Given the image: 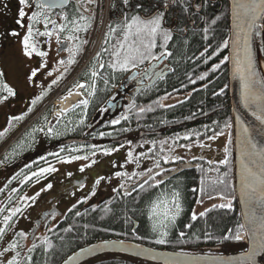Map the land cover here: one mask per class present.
Returning <instances> with one entry per match:
<instances>
[{"label": "flooded vegetation", "instance_id": "1", "mask_svg": "<svg viewBox=\"0 0 264 264\" xmlns=\"http://www.w3.org/2000/svg\"><path fill=\"white\" fill-rule=\"evenodd\" d=\"M7 0H0V72L4 73L3 77H0V81L3 83L6 82V64L7 60L9 57L12 56L14 53L13 50L17 49V41L19 40L18 38H14L10 35H8L9 32L12 30L19 31L21 33L22 30H20V26L16 24V14H13L11 23L9 25L10 29L8 31L6 30V19H7V14L3 12L2 9H5V2ZM121 1V3L119 2ZM36 0H31L32 7L29 10L30 12L36 11L34 5H35ZM77 0H69V3L65 6L64 8V14L65 11L70 8L74 9L73 5H75ZM141 0H131V5L132 7L129 8H124L122 5V0H96L95 5L93 6V14H92V19H91V26L88 29L87 32H80L77 33L76 35H79L80 40H87L89 41L91 37L95 35V29L96 25L98 23V17L100 16L102 19L107 15V18L110 20V25L112 23H120L122 22L123 18L125 16L134 14L135 11H138L136 14H140L142 16H149L155 11L159 10H164L163 9V0H155L154 4L152 5L155 7V10H148L145 6L142 7L139 5ZM118 3V4H116ZM227 3V9H228V2L227 0H188L187 4H173L171 5L168 10L165 13V20L163 22L164 28H166L168 31L172 33V38H176L177 36L180 37H185L187 36L188 33L190 32H198L199 28L203 24V20L209 15V12L207 9L211 8L213 9L214 7H217V12L214 16H219L220 12L223 9V6ZM16 5V2H14ZM199 4L201 5L200 10L197 12L195 7H191L189 9V5H196ZM108 5V10L107 14H105V7L107 8ZM188 8V11L185 12L183 9ZM115 9H117V14L114 16H111L110 14L111 11L115 12ZM223 11V10H222ZM60 9H55L53 10L52 15L53 19H56L58 23H63V21H60L59 15L57 13H60ZM185 13L186 16V21L187 24L184 23L185 16H183ZM31 15V14H30ZM99 15V16H98ZM108 20V21H109ZM116 24V25H117ZM112 26V25H111ZM41 31V30H40ZM69 33L65 32L61 34V42L57 43L55 39V35L51 38L53 41V46L52 48H48V44L50 43L51 39H47L44 37H39L38 35L36 36L37 39H42L43 42H45V49L44 51H47L49 55L47 56L48 60L50 62L46 63V66L41 68L37 72V83L38 85L35 86L34 88H29L33 86V80L29 82L27 78H24L25 81L27 82V88H29L27 91L28 97L25 98V100H22L20 98H16L15 102V108H14V115H9L8 110L6 107L3 108L2 103H0V132H4L5 134L0 137V209H4V211L0 212V218L2 219L3 213L6 211V198L7 194H12L13 192H19L20 189L24 186L27 188L23 190V193L21 196H25V193L29 191V194L31 196L36 195L35 190L40 187L39 185H47L49 183L53 184L54 177L56 175V172H58V166L61 161L54 162V160H49L47 158H43V155L41 158H39L37 148L40 146V144H46V141L49 139H53L55 137L56 132H59V129L61 128L62 125L64 126H71L75 124L76 122H80L81 120L79 119V113L82 110V107H84L81 103L82 100L85 99H90L92 96L88 95V91L91 90L90 86L88 83L92 79V76L90 75L91 70H90V62L86 65L84 69L88 71L86 74L84 73V70L80 73L82 75V78L79 79L76 83L70 84L67 88L64 90H61L60 96L63 95L65 98L66 95L69 93H66V90L71 86L76 84H84L86 87L84 89H80V93L82 94L81 99L79 102H75L73 105H71L69 113L63 112L62 116L67 117L68 121L64 120V122H67V124H62L60 121H54L53 113L52 110L47 108V101H49V93L51 90H53L54 84L53 80L57 78H61L60 75H65L70 67L69 64H60V60H64L65 62L68 61V58H70V53L67 51V48H64V45L68 43V47H73L74 50L76 49V46H82L80 45V40H74V41H67L64 39ZM22 35V34H21ZM103 40V39H102ZM98 40L94 43V46H91V42H88L85 44V48H88L87 50V57H88V51L89 48L94 49L93 53V58L96 57V53L100 52L101 49L105 46L102 45V41L98 44ZM162 44V37L157 38V48L154 49V52L157 54L158 50L161 49L160 45ZM91 46V47H90ZM37 47H40L37 45ZM168 48V46H166ZM114 47H111L110 50L112 51ZM21 50V47H19ZM76 52V51H75ZM203 52V51H202ZM201 52V53H202ZM78 53V50H77ZM205 53V52H203ZM35 55V54H34ZM76 55V53H75ZM15 56V53H14ZM86 57V58H87ZM16 58L18 60H22V52L20 51L19 55H16ZM102 60V56L100 57ZM88 60V58H87ZM102 62V61H99ZM43 63V62H42ZM41 63V64H42ZM150 63L148 61H145L143 64L139 65L138 67L132 68L129 72L126 73L125 77L123 80L120 82V84L116 87H114L110 97L108 100H115L118 101L115 112H119L123 110L124 108L128 107L130 108V105H135V98L138 95L146 94L150 90V87L152 84H154L156 81L160 80L161 78H157L154 82L151 83L152 78L154 77L155 73L159 71L163 65L165 68L163 69L164 72H167L164 77L166 78L168 74L172 72V67L169 65V60L166 59L163 64H160V66L155 69V72L151 74V79L148 78H140V75L145 72L147 69L148 65ZM79 65V64H78ZM78 65H76L78 67ZM100 69L99 67H97ZM138 71L140 72V75L129 80H127V76L131 74L132 71ZM97 71V70H96ZM15 75L18 74L17 70L14 71ZM51 72L52 75L49 76L48 73ZM78 70H76L73 75L70 77V75L67 77L65 80L71 81L74 79V76ZM79 74V75H80ZM27 77L30 75V73L26 74ZM78 77V76H77ZM77 77L75 79H77ZM74 79V80H75ZM96 79V81H95ZM94 79V85L95 89L96 86L98 85L99 80H101L100 75H98ZM161 79V80H162ZM68 81V82H69ZM13 90L17 92V86H20V88L24 87V84L22 83V78L18 77L15 79ZM6 84V83H5ZM9 84V83H8ZM89 86V87H88ZM88 88H90L88 90ZM6 93L0 92V96L5 95ZM189 94V93H187ZM17 95V93H16ZM84 96V97H83ZM39 97V99H37ZM180 96H177L179 99ZM61 98L58 100L59 103L58 106L61 109L62 105L60 106L61 101L63 102L65 99ZM36 99L37 102L35 105H32V100ZM173 99V98H172ZM89 101V100H88ZM172 100L168 103L170 105ZM4 103V102H3ZM121 104V107L119 108L118 105ZM79 105V106H78ZM32 108V111L29 112L28 109ZM85 108V107H84ZM105 113L107 114L108 109L111 110V108L106 105ZM132 107V109H134ZM138 111L140 112V108H137ZM125 110V109H124ZM114 112V113H115ZM83 113V112H81ZM60 114V113H59ZM117 114V116H118ZM13 116H23L24 119L21 121H13L11 126H9V118ZM52 118V119H51ZM33 128H43V135L40 138L37 133L39 131L35 132L33 134V137H28L27 134L31 132ZM52 128L53 132L51 134H46L47 129ZM138 137H148L150 140L146 142H139L134 140V138L131 137H124L123 139H119L120 142L117 143L118 146L116 148H113L111 150H108L110 152L109 155H104V152H101L99 154H96L95 157L99 158L102 157L99 161H102L104 158H109L110 162H108V166L103 168L101 170V174L98 175V177H107L106 183L110 185V187H103L101 190H99V194L95 196L93 204L90 205L87 202L84 204L86 206H91L95 208H100L101 212L104 211L105 209H108L109 207L112 206H118L122 204L123 202L127 200H135L139 201L143 197H145V191H140L139 190V183L143 181V176L141 175L142 173L147 172L149 168L153 169V174L157 169L155 168L156 161H160V169H158L161 173L162 176H158L157 180L163 179L164 183L159 187V188H153L149 189L152 190V195L151 197L153 200H155L156 196L159 195L162 192L168 191L169 193L171 190L175 189L178 190L175 184V179L181 177L185 172L192 171L194 172L195 176L197 179L204 180L205 181V188L207 190H211V182L216 180L218 175L224 173L227 171L229 173L228 176V182L230 185L233 187V158L231 155H233V144H229L228 140L232 136L230 133L224 131V135L217 136L214 140H210L208 138H204L201 140L197 141H191L189 143H178L176 146H172L171 148L174 150H171L170 152H167V146L166 144L163 145V151H161V142L162 141H153L151 140L152 133H149L145 130H141L138 132ZM11 142L9 143L8 141ZM30 139V144H22L25 147L21 149L20 145L21 141H24L25 143L28 142ZM68 142L79 140V139H69L67 138ZM7 143H9L7 145ZM203 143L206 146L201 148L199 147V144ZM186 144L190 145V150L188 148L180 147V145ZM136 145L135 149L134 146ZM228 148V156L227 159L229 160V164L227 167L220 165V161L225 159V148ZM26 149H31L35 150L34 155L30 158H27L26 154L28 153H23V150ZM135 152H134V150ZM33 150V151H34ZM50 149L47 151L49 152ZM123 150V154L122 151ZM32 151V152H33ZM131 151L133 153V159L131 162H129L128 159V152ZM126 157L127 161H123L121 164L119 163V158L121 157ZM165 156L169 157V162L165 163V160L163 159ZM179 156L182 157L183 159L181 160H174L172 158ZM136 157H139V165H137L136 162ZM193 157H196V159H193ZM71 160V159H70ZM98 161V162H99ZM186 161H189L190 163H186ZM211 162V163H210ZM113 163V164H112ZM53 166L57 169L56 172L51 173V174H45V176L41 177L39 181L40 183L37 184L36 179L33 178L31 181L24 183L23 179L25 175H30L31 171H39L40 168L42 167H48V166ZM115 165V166H114ZM121 167L120 172H125L128 174V176H131L133 172L137 173L136 176H133L131 179H128V177H117L115 175L116 169H119ZM219 168V172L216 171V168ZM172 169H177L176 171H171ZM169 172H173V175H168L169 179L167 178V174ZM12 177H16V179H12ZM82 177V176H81ZM88 176H84L82 179L85 180L84 178L89 180L87 178ZM11 180V183H8V181ZM105 182V181H104ZM36 184V185H35ZM123 184L125 188L132 189L133 186L136 187V191H132L131 195H125L123 189L120 188V185ZM147 187V186H146ZM222 186H217V189ZM196 188V187H195ZM194 187H190L189 191L192 193L191 196V204L190 208L188 210H183L176 222V224H179V228H173L172 231H175V237L173 239L172 246L170 249L165 248L162 246V248L158 249L155 248L153 245L148 244L147 242H141L140 240L142 239H151L152 241H155L158 237L157 234L152 232L151 229V221L148 220V215L146 219L148 229L150 230V233L147 234H139L138 232V226L139 222L136 221L134 223V226L132 227L130 233L132 237L130 240H134V242H139L142 244H146L149 246L154 247L157 250L161 251H167V252H174V253H180V254H185V255H190V256H200V255H210V256H219V255H234V254H240L246 251L247 246H246V236H245V231L241 230V234L243 236L239 241L235 239H227L225 240V236H230L231 234L234 233V231L237 229L238 224L240 223V216H239V208L236 202L235 193L231 198V203H232V209H220V208H215L212 211H209L206 213L205 216L201 217L199 216V213L205 212L207 209H211L213 205H219L220 203H223L224 201L220 200L219 196L216 195L215 192L212 193V195L215 197L214 199H208V197L201 196V193L199 190L196 192H193ZM95 189V187H94ZM180 191V190H179ZM181 192V191H180ZM234 192V188H233ZM30 196V197H31ZM20 198V197H19ZM203 199V204H197L196 201L198 199ZM88 201V200H87ZM90 202L92 201L89 200ZM181 204L182 208H185L187 205L182 193H181ZM78 205L74 206L71 208V211L76 208ZM197 206V209H196ZM43 207V208H42ZM40 207L42 210L37 212V217H35L34 220H37L39 217H41L42 213L45 212H50L52 209H56L58 212H60L55 206V204L51 201L45 204L44 206ZM45 209V210H44ZM47 209V210H46ZM197 210V216L199 225L202 224L205 220L213 217L214 215H224V216H234V226L229 228L223 235L217 236L214 235V232H209L205 231V233L201 236V238H204L203 240L205 241V247H200L197 245L194 241L195 239L192 240H187L186 238L192 237L195 231L197 230L198 225H196V221L191 220V216L194 212V210ZM57 211L53 215H48L45 220H42V224H45L44 229L48 230H53L56 228V226L60 225L62 221L65 220L66 216L71 212L67 211L65 214L62 213V215H58ZM150 211V210H149ZM148 211V213H149ZM42 212V213H41ZM2 213V215H1ZM147 213V214H148ZM186 215V221L184 219V216ZM236 219V220H235ZM180 222H183L180 224ZM191 224L192 227H186V225ZM171 231V232H172ZM184 232L185 236L181 239L179 234L180 232ZM170 232V233H171ZM167 237V240L169 242L172 237L170 236ZM146 235V236H145ZM139 237V238H137ZM185 239V240H184ZM166 244V243H165ZM146 262H144L145 264ZM148 263V262H147ZM150 264V263H148ZM155 264V263H151ZM264 264V261H263Z\"/></svg>", "mask_w": 264, "mask_h": 264}, {"label": "trees", "instance_id": "2", "mask_svg": "<svg viewBox=\"0 0 264 264\" xmlns=\"http://www.w3.org/2000/svg\"><path fill=\"white\" fill-rule=\"evenodd\" d=\"M155 0H141L142 7H146L148 10H155ZM121 3V1H119ZM118 4V3H116ZM191 9V7H189ZM209 15L203 20V24L199 28L198 32H190L185 37L177 36L171 38L167 43V50L172 53V56L168 58L169 65L172 67V72L164 79L156 81L150 87V90L146 94L138 95L135 98V108L126 107L121 110L118 116H111L106 114L107 109L104 104L110 97L114 87L120 84L125 77L126 72L112 73L110 69L106 67L107 63L111 60L110 48L114 47L118 40L122 37L120 35H114L107 45L104 44V38L108 31L110 20L108 21L103 33L102 45L108 47L109 53L102 54V60L100 63L105 64L104 69L96 68L101 80L95 89V94L88 99L89 104L86 108L82 107L79 113V119L84 123L76 122L71 126L62 125L59 132H56L53 139L46 141V144H40L37 148L39 158H47L54 160V162L61 161V159H71L74 156H87L88 161L94 158L96 154L105 152V150H111L118 146L119 139L124 137H131L139 142H146L150 139L148 137H138V132L145 130L152 133L151 140L153 141H167V152H170L169 146H176L178 143H189L191 141H197L204 138H208L213 135L214 131H219L223 128L225 122L230 123V109H229V97L227 92V66L226 63L221 65V70L215 73L211 72L213 64L221 63L224 57L227 55L226 49L217 48V44L222 40L228 39V9L227 3L223 6V11L220 12V20L216 25H212L214 31L210 32L209 39L205 41L203 39V29L210 24L217 12V7L213 9H207ZM74 9L68 8L65 14H71ZM111 11V16L117 14ZM138 13L135 11L134 14ZM51 15V14H50ZM52 16V15H51ZM185 16V13L184 15ZM187 24L186 16L183 20ZM207 21V24L205 23ZM117 23H112V26H117ZM36 29L44 30L43 23L35 25ZM51 28V26H50ZM21 34H25L26 29L21 28ZM164 43L162 39V44ZM85 44L79 47L78 53L75 52V63L70 64V67L65 74L64 79L71 74L72 70L78 64L80 58L83 56L85 50ZM207 47V51H204ZM161 48L158 50L163 51ZM215 50V51H214ZM205 52L204 56H201V52ZM219 54L216 55L215 53ZM205 58L208 59L207 63H204ZM69 59V58H68ZM96 63V57L92 59L90 68ZM93 70V69H92ZM85 71L83 74H86ZM204 73H208L204 80H200L199 77ZM91 75V74H90ZM187 77V79H185ZM82 78V75H78L74 83ZM61 78H59L60 80ZM62 79V80H64ZM93 79V78H92ZM107 79L108 83L105 84L104 80ZM57 81L54 87L62 82ZM96 81V79H95ZM192 81H195L193 83ZM89 85L94 84V79L90 80ZM226 86V87H225ZM89 87V86H88ZM91 88V86H90ZM88 88V90L90 89ZM221 88L224 89L222 95H217ZM74 89V85L70 87ZM69 93V88L66 90ZM189 93V94H187ZM170 94V95H169ZM179 99L174 96H181ZM167 96V99H162ZM174 97V98H173ZM173 98V99H172ZM171 102L169 107L168 103ZM159 102V103H158ZM163 104L164 107H161ZM137 108H143L145 111L139 112ZM151 108V111L147 109ZM127 116L128 118L122 119ZM119 120V124H114L113 121ZM68 121V119H66ZM63 124H67L64 122ZM229 128H225L224 131ZM43 131L37 133L39 137H42ZM191 134L189 140H184L183 136ZM179 137V139H178ZM31 138V137H30ZM69 139H79L80 142L71 141ZM23 144H30V139L27 143L23 141ZM21 145V149L25 147ZM48 149L49 152L47 151ZM64 149V151H61ZM34 150V149H33ZM31 149L23 150L27 158L32 157L35 153ZM33 151V152H32ZM60 153V158L50 153ZM95 152V155L92 153ZM196 176L194 172H185L181 177L175 179V184L178 190L181 191L182 196L187 205L191 204L192 193L189 191L191 186H196ZM27 187L24 186L19 192H13L7 194L6 198V213L9 214L15 207H23V203L19 201L23 190ZM233 191V187L231 185ZM18 197V198H17ZM149 199V197H143ZM107 210V211H106ZM80 215H76V213ZM126 213H132L135 215V219L139 222L138 232L143 235L145 230L148 229V225L145 219L144 208L139 201L127 200L118 206H112L101 212L100 208L86 206L84 203H80L74 208L65 218L60 225L56 226L53 230H48L46 233V240L48 243H44L35 238L36 249L29 252V247L26 246L23 241L17 239L12 243H18L17 249L13 250L14 256L19 252L20 255L17 259L21 260L22 264H26V257L31 255L33 257L32 264H61V262L74 251L82 248L83 246L93 244L94 242L105 239H128L132 235L130 233L133 222L126 219ZM21 213H18L15 217H18ZM2 215V213H1ZM13 218L10 223L12 224L16 219ZM186 215L183 221H186ZM234 216L214 215L213 217L205 220L202 224L198 225L197 230L192 237L186 238L187 240L198 239L205 233V231L214 232V235H223L229 228L234 226ZM104 220V221H103ZM236 220V219H235ZM183 222H180L182 224ZM10 227V226H9ZM8 227V228H9ZM178 227L176 224L174 228ZM176 231V229H175ZM175 231L170 233L172 239L166 244H159L161 247L170 249L173 239L175 237ZM149 234V233H148ZM147 234V235H148ZM146 236V235H145ZM138 238V237H137ZM185 240V239H184ZM141 242L153 245L151 239H142ZM51 247H48V245ZM3 258L0 257V264H5ZM7 264V263H6ZM85 264H144V261H138L128 256L119 255H104L93 258ZM145 264H148L147 262ZM151 264V263H150Z\"/></svg>", "mask_w": 264, "mask_h": 264}, {"label": "snow or ice", "instance_id": "3", "mask_svg": "<svg viewBox=\"0 0 264 264\" xmlns=\"http://www.w3.org/2000/svg\"><path fill=\"white\" fill-rule=\"evenodd\" d=\"M96 0H77L76 4L73 5L74 11L71 14H64V8L69 3V0H36L35 9L36 11L31 12V15H28L25 11L26 8H31L32 4L30 0H19L20 9L18 12V19L16 24L20 28H26L25 34L21 35L19 31L12 30L8 35L18 38L19 42L22 44V54L31 59L33 54L40 58H45L49 55L47 51H41L37 47V42L34 39L37 35L39 37H44L51 39L55 35L57 43L61 42V34L68 32L69 34L64 37L67 41L80 40L79 35H76L80 32H87L91 26V19L93 14V6L95 5ZM187 4L188 0H163V9L157 10L149 16H142L140 14H131L125 16L122 22L118 23L117 26L109 25L108 31L104 38V44L107 45L114 35H120L122 38L117 41L114 45L113 50L110 52L111 60L107 63L106 67L112 71L116 72H126L131 68L138 67L143 64L145 61L151 63L152 61L163 62V60L168 59L172 56V53L167 50V43L172 38V33L168 31L163 26L165 20V13L168 8L173 4ZM122 5L124 8L132 7L131 0H122ZM189 7H195L197 12L200 10L201 5H189ZM55 9H60L61 12L57 13L59 15L60 21L63 23H58L56 19H53L50 13ZM185 12L188 11V8L183 9ZM232 18H233V31L232 35L227 40H222L217 44V48L227 49L231 46L232 53L230 57H224L221 63L213 64L211 67V72L215 73L221 70V65L227 63L228 61L232 64V78L238 79L241 85V100L245 108H250L255 116L256 120L259 121L261 125H264V75L257 72V65L254 61L251 48V40L254 33L258 34L260 31H264V0H233L232 4ZM27 18L28 23L25 25L24 20ZM220 20V17L217 16L211 21L210 24H207L203 29V39L207 41L209 39L210 32L214 31L212 25H216L217 21ZM43 23V31L35 28V25ZM51 26V28H50ZM162 37L164 43L160 45L163 48V51H160L159 54L154 52V49L157 48V38ZM88 43L87 40H80V45ZM79 50V46H76L74 50L73 47H67V51L70 53V58L67 62L60 60V64H73L75 63V51ZM207 51V47L205 48ZM215 51V50H214ZM103 53H109L108 47H103L100 52L96 53V63L92 65L91 76L95 79L99 73L96 71V68L100 69L105 68L104 63H100V57ZM216 55L219 53L216 52ZM204 56L202 52L200 54ZM208 59L205 58L204 63H207ZM46 66V62L40 65L41 68ZM156 65H152L154 69ZM151 70H145V76L148 79H151ZM158 78H163L165 72L162 70L155 73ZM37 75V69H32L30 75L27 77L29 82L33 80ZM49 76L52 75L51 72L48 73ZM208 73H204L199 77L200 80H204L207 77ZM4 73L0 72V77H3ZM195 83V81H192ZM56 83V81H53ZM104 83L107 84L108 80L105 79ZM75 87L84 89L86 85L76 84ZM226 87V86H225ZM0 92L6 93V95L0 96V103H3L9 99V97H15L16 92L13 88L9 87L7 84L0 81ZM224 89L221 88L220 92L217 95H222ZM72 94V89H69V95ZM95 94V85L91 86V90L88 91L89 96ZM170 95V94H169ZM165 96L162 99H167ZM39 99V97L37 98ZM37 102L36 99L32 100V105H35ZM82 105L86 108L89 104L87 99L81 101ZM159 103V102H158ZM79 106V105H78ZM135 105H130V108ZM161 107H164L163 104H160ZM169 107H172L169 105ZM151 111V108L147 109ZM29 112L32 111V108L28 109ZM141 112L145 109L141 108ZM59 117V114H58ZM127 116L122 117V119H127ZM23 116H13L9 118V126H11L13 121L23 120ZM84 121L81 120L80 124H83ZM114 124H119V120L113 121ZM237 123L241 124L240 128V144H241V161H240V199L242 202L248 206V211L244 214L246 223H239L237 229L230 236H225L224 239H235L239 241L241 239V230H247L250 241L251 248L246 253V255L241 259L238 264H256V257L264 256V148L259 147L254 143L249 136V128L244 126L243 123L237 118ZM231 124L225 122L223 128L220 130L214 131L213 135L209 137L210 140H214L217 136L224 135V129L230 128ZM37 131H44L43 128H33L31 132L27 134L28 137H33V134ZM53 132L52 128L47 129L46 134H51ZM5 133L0 132V137ZM191 134H186L183 136L184 140H189ZM179 139V137H178ZM167 141L161 142V151H163V145ZM228 143L231 144L232 140L229 138ZM23 141L20 142L21 146ZM206 145L203 143L199 144V147L203 148ZM180 147L188 148L190 150V145L182 144ZM170 150H174L169 146ZM64 151V149H61ZM225 159L221 160L219 163L225 167L228 166L229 160L228 148L224 149ZM96 153L93 152L92 155ZM110 152L105 150L104 155H109ZM50 155H55L60 158V153H50ZM129 162L133 159V153L128 152ZM71 159L74 160H87V156H74ZM137 165H139V157H136ZM165 163L169 162V157L165 156L163 158ZM174 160H181L182 157L176 156L172 158ZM196 159V157H193ZM62 163H70V159H61ZM96 161H92V164ZM186 163H190L186 161ZM211 163V162H210ZM115 166V165H114ZM85 167H91V165H85ZM85 167H81L79 170L81 172L85 171ZM157 171L153 174V169L149 168L147 172L142 173L144 177L143 181L139 183V190L146 191L148 189L159 188L163 183V179L157 180L158 176H162V173L158 170L160 169V161L157 160L155 164ZM177 169H172L171 171H176ZM57 169L53 166L42 167L39 171H31L30 175H25L23 182L27 183L33 178L36 179L38 183L40 178L45 176V174H51L56 172ZM216 171L219 172V168H216ZM69 175H71L69 173ZM117 177H128L131 179L133 176H136L137 173L133 172L131 176H128L125 172L117 171L115 173ZM229 173L225 171L224 173L218 175L217 179L211 182V190H207L204 185L205 181L201 180V187L199 192L201 196H207L208 199H214L212 195L213 192L219 196L220 200L224 201L219 205H213L211 209H207L205 212L199 213V216L203 217L207 212L212 211L215 208L220 209H232L231 198L234 195V192L231 189V185L228 182ZM16 179V177H12ZM104 177H101L96 181V184H99ZM12 181L9 180L8 183ZM147 186V187H146ZM217 186H222L217 189ZM53 185L51 183L47 184L44 189H51ZM120 188L123 189L125 195H131L132 191H136V187L133 186L132 189L125 188L123 184L120 185ZM197 189H193V192H196ZM40 193L36 195L27 197L21 196L19 199L21 201L35 202ZM95 195V192L92 193ZM203 199H198L197 204H203ZM25 203V207H27ZM4 209H0V212ZM23 209L21 207L13 208L8 215L4 216L3 224L4 227L0 228V237L3 236L6 228L10 226V221L18 214L22 213ZM71 211V209H69ZM107 211V210H106ZM183 211L181 204V192L179 190H171L162 192L156 196L155 200L152 201L150 211L148 213V220L151 221L152 232L157 234V239L155 243L165 244L168 242L167 237L169 236V231L171 228H174L176 222ZM76 215H80L78 212ZM198 216L193 212L191 216L192 221H196ZM186 227L191 228L192 225L188 224ZM18 235L21 238H26L25 233L20 232ZM180 238L182 239L185 236L184 232H180ZM139 238V237H138ZM47 243V240H45ZM18 243H12L7 248L0 252V257L4 253L17 249ZM36 244H33L32 248L29 249L31 253L36 249ZM48 247H51L49 244ZM20 255L19 252L16 253L12 259L7 261V264H22L21 260L17 259ZM74 262L76 257L71 258ZM33 257L28 255L26 257V264H32ZM175 264H183L182 261H176Z\"/></svg>", "mask_w": 264, "mask_h": 264}, {"label": "rangeland", "instance_id": "4", "mask_svg": "<svg viewBox=\"0 0 264 264\" xmlns=\"http://www.w3.org/2000/svg\"><path fill=\"white\" fill-rule=\"evenodd\" d=\"M14 2H16V5L14 4ZM30 3H31V0H30ZM19 9H20L19 0H7L5 2V9H2L3 12L7 14L6 30L5 31H8L10 29L9 25L11 23V19H12L13 14L17 13L16 14V20L19 18L18 17ZM30 9L31 8L25 9V11L28 15L31 14V12L29 11ZM24 23H25V25L28 23L27 18L24 20ZM100 24H101V19H100V17H98V23L96 25L95 35L93 37H91L90 40L88 41V42H91V46H94V43L98 39L97 34L99 32ZM24 29H26V28H24ZM34 39L36 40L37 45L40 46V47H38V49L41 51H44L45 42H43L42 39H37L36 37ZM52 46H53V41L51 39V41L47 47L52 48ZM19 47H21V50L19 49ZM87 50H88V48H85V50L83 52V56L80 58V60L78 62L79 65L77 64L78 67L76 66L72 70L70 77L73 75V73L76 70H78V71L82 70L84 68V66L86 65L87 58L89 59V57H91L93 55L94 49L90 50V48H89L88 57H87ZM20 51L22 52V44L18 40L17 41V49L13 50V52L15 53V56L13 53L12 56L8 58V60H7L8 62L6 64V82L5 83L9 87L15 88L13 82H15L16 78L21 77L22 83L24 84L23 88H20V86L16 87L17 88V92H16L17 95L15 97H9V99L7 101L2 103L3 108L6 107L8 110H10V111H8L9 115H14L13 112H14V108H15V104H16V102H15L16 98H20L22 100H25V98L29 96L28 95L29 92L27 90L29 88H34L35 86L38 85L37 77H34L33 81H32L34 85L27 88V82L24 79V78H27L26 74L31 73L32 69H37V72H40L39 70L41 69V67H40L41 63L42 62L43 63L50 62V60H48L47 57L42 59V58H40L34 54H33L31 59L25 57L22 54L23 59L20 61L16 58V55H19ZM14 69H15V71L17 70V72H18L17 75H15V72H13ZM60 77H61L60 80H62V79H64L65 75L64 76L60 75ZM60 80H59V78H57L53 81L57 82ZM68 81L64 79L58 85V87H53V90H51L50 93L48 94L50 97H49V101H47V108L52 110V113L54 115L53 120L55 122L60 121V123H62V124H63V121L67 119V117L62 116V115L66 114V113L62 114L63 113L62 110H64V107L62 106L60 109L57 103H59L58 100H60L61 98H64L63 95L60 96L59 94H60L61 90H64L65 88H67L69 86ZM54 86H55V84H54ZM77 89H79V88H77ZM72 94L78 95V97L81 99L82 94L80 93V91L76 90V88L72 92ZM174 97H177V96H174ZM67 113H69V112H67ZM58 114H59V117H58ZM11 140L12 139H10V141H8V142L10 143ZM9 143H7V145ZM135 147H136V145L134 146V149H135ZM121 151L123 154L124 151L123 150H121ZM134 152H135V150H134ZM101 158L102 157L97 158L94 156V158H92L89 161L88 160L71 159L70 163L60 162L59 166H58V172H56V175L54 177V181L52 184L53 187L51 189L42 190L45 188L46 185H43V186L39 185L40 187L38 188V190L36 189L35 192L36 193L39 192L40 195L37 197L35 202H32L30 200L27 202L19 200L23 203V207H21L23 209V211L21 213L22 216H21V218H19L20 220L16 224L13 225V227L10 226L9 228H6L3 236L0 237V252H3V250L5 248H7L10 244H12V239L15 240V239L19 238L18 239L19 241L24 242L26 249H28L33 244H35L36 241H34L33 243L29 242L30 231H31V228L33 227V221H34L35 217H37L36 215H37L38 210L39 211L42 210L40 207L44 206L48 202L52 201L55 204V206H57L58 210L63 214H65L69 209L73 208L74 206L79 205L80 203L85 204L87 202L88 204L92 205L95 196H97L99 194V190H101L103 187H110V185L108 183H106V181L108 179L107 177H104V179L101 180V182L99 184H96V181L101 178V177H98V175L101 174L100 173L101 170L103 168L107 167L109 165L108 162H110V160H111V159L109 160V158H104L102 161H99ZM92 161H96V163L92 164ZM118 161L121 164L123 161H127V158L122 156L121 158H119ZM89 164L91 165V167H85V165H89ZM81 167H85L84 172H81L79 170ZM121 170H122L121 167H119V169H116L115 172L121 171ZM69 173L71 175H69ZM84 176H88L87 178H89V180L87 181L86 178H84L85 180H83L82 178ZM41 181H39L38 183H40ZM83 181H85L84 183H82L83 185H81V186L77 185V183H81ZM94 187H95V189H94ZM31 189H32V186H31ZM30 190H28L25 193V196H27V197L31 196L29 194ZM93 192H95V195H92ZM91 199H92V201L90 202L89 200H91ZM25 203H27V205H28L27 207H25ZM6 215H8V214L6 212H4L2 215V219H0V228L4 227L3 220H4V216H6ZM20 232L25 233L26 238H21L18 235V233H20ZM46 233H47L46 230L38 233L37 239L44 241V243H45L46 236H47ZM12 252H13V250L4 253V255L1 258H3L4 261L6 260V263H7L8 260H10L14 257V254Z\"/></svg>", "mask_w": 264, "mask_h": 264}, {"label": "water", "instance_id": "5", "mask_svg": "<svg viewBox=\"0 0 264 264\" xmlns=\"http://www.w3.org/2000/svg\"><path fill=\"white\" fill-rule=\"evenodd\" d=\"M228 9H229V27H228V39L232 35V4L233 0H227ZM253 39V38H252ZM68 47V43L64 45L65 48ZM251 48L252 55L254 61L257 65V72L264 75L263 71H261V67L257 61L254 48H253V40H251ZM232 53L231 46L227 48V57H230ZM165 60H163L164 62ZM163 62H153L148 68L151 70L150 74L155 72V69L160 66ZM152 65H156L153 69ZM165 66L158 71H162ZM167 72H165L166 74ZM139 75L138 71H133L130 76H128L126 82L135 78V76ZM227 76H228V84H227V92L229 96V107H230V124H231V135H232V144H233V176L234 177V192L235 198L237 199V205L240 211V217L242 223H246L244 214L248 211V206L244 202L241 201L239 191H240V161H241V144H240V128L241 124L237 123V118L243 123L244 126L249 128V136L251 140L256 143L259 147L264 148V125H261L259 121L256 120L253 112L250 108H245L244 104L241 100V85L238 79L232 78V64L230 61L227 62ZM140 78H147L145 76V72L140 75ZM158 77L156 74L151 80V83L154 82ZM118 101H113L108 104L111 108L110 113L113 114L116 111V105ZM121 107V104L118 105ZM81 140L77 141L80 142ZM171 176V175H170ZM169 178V177H168ZM85 181L81 183H77V185H83ZM56 209H52L50 212L44 213L40 218V220L35 221V226L32 229V235L30 240H33L35 234L37 233L39 227L41 226V220L45 219L48 215H53ZM60 216V212H57ZM248 244L245 252L229 255V256H190L185 254L160 251L157 249H152L147 246H143L140 244H134L128 240H102L90 244L88 246L82 247L81 249L75 251L72 255L68 256L61 264H85L86 262L92 260L93 258H97L98 256H104L108 254L119 255V256H128L133 258H139L143 261L152 262L155 264H175L176 261H182L183 264H238L241 259L246 255V253L251 248V241L247 230L245 229ZM76 257V261L74 262L71 258ZM264 261V256L256 257V264H262Z\"/></svg>", "mask_w": 264, "mask_h": 264}, {"label": "bare ground", "instance_id": "6", "mask_svg": "<svg viewBox=\"0 0 264 264\" xmlns=\"http://www.w3.org/2000/svg\"><path fill=\"white\" fill-rule=\"evenodd\" d=\"M229 8V7H228ZM228 22H229V9H228ZM228 27H229V23H228ZM252 40H253V50H254V52H255V55H256V58H257V61H258V63H259V65H260V67H261V71H263V73H264V31H260L258 34H256V33H254L253 34V36H252ZM102 39H103V35L102 36H100L99 37V42H101L102 41ZM205 51V50H204ZM226 57H227V55H226ZM226 66H227V63H226ZM90 70L92 71V68H90ZM185 79H187V77L185 78ZM227 80H228V76H227ZM229 97V96H228ZM181 98H183L182 97V95L179 97V99H181ZM178 99V100H179ZM78 100H80V98L78 97V95H73V94H71V95H69L66 99H65V101H61V103H60V105H62L63 107H64V110H69V108L71 107V105L73 104V103H75V102H77ZM113 101H115V100H113ZM112 100H107L106 102H105V104H104V106L106 107V105H108L110 102H113ZM229 109H230V107H229ZM227 132H229V130H227ZM76 142L77 141H79V140H75ZM232 156V158H233V155H231ZM174 173L173 172H169L168 174H167V176L168 175H173ZM169 177V176H168ZM167 177V178H168ZM169 179V178H168ZM197 179V178H196ZM201 180L200 179H197L196 180V188L194 187V186H191V187H194L195 189H197V190H199V188L201 187ZM233 183H234V178H233ZM205 186V185H204ZM146 193H145V197H149V199H147V198H142V199H140L139 200V204H141L142 205V207L144 208V213H145V217L147 218V213H148V211L150 210V207H151V203H152V201H153V198L151 197V195L153 194L152 193V190H146L145 191ZM235 198V197H234ZM236 199V198H235ZM236 202H237V199H236ZM190 208V206L189 205H186L185 206V208H183V210H188ZM135 217V215L134 214H132V213H126V219L127 220H130V221H132L133 222V224L134 223H136V219L134 218ZM104 221V220H103ZM240 223H242V221L240 220ZM173 230V228H171L170 229V231H169V233L171 232ZM148 233H150V230L149 229H147V230H145V233L143 232V234H148ZM204 238H198V239H195V243L197 244V245H199L200 247H205L206 245H205V241L203 240ZM128 241H131V242H133L134 244H140V245H143V246H147V247H149V248H152V249H155V248H158V249H160V248H162L159 244H157V243H155V242H153L152 244H153V246L155 247H152V246H149V245H146V244H142V243H139V242H134V240H130V238H128L127 239ZM98 242V241H97ZM95 243V242H94ZM92 244V243H91ZM90 245V244H89ZM86 246H88V245H86ZM83 247H85V246H83ZM81 249V248H80ZM79 250V249H78ZM77 251V250H76ZM75 252V251H74ZM73 252V253H74ZM73 253H70L68 256H70V255H72ZM108 255H112V254H108ZM67 256V257H68ZM200 256H204V255H200ZM208 256H210V255H208ZM219 256H229V255H219ZM66 257V258H67ZM212 257H217V256H212ZM65 258V259H66ZM130 258H133V257H130ZM64 259V260H65ZM133 259H136V260H138V261H142L141 259H137V258H133ZM63 260V261H64Z\"/></svg>", "mask_w": 264, "mask_h": 264}, {"label": "built area", "instance_id": "7", "mask_svg": "<svg viewBox=\"0 0 264 264\" xmlns=\"http://www.w3.org/2000/svg\"><path fill=\"white\" fill-rule=\"evenodd\" d=\"M108 1V0H107Z\"/></svg>", "mask_w": 264, "mask_h": 264}]
</instances>
